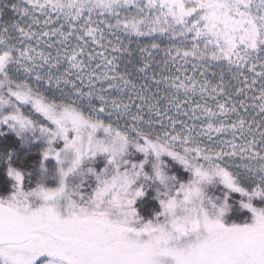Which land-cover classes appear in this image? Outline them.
I'll list each match as a JSON object with an SVG mask.
<instances>
[{
  "label": "snow or ice",
  "instance_id": "snow-or-ice-1",
  "mask_svg": "<svg viewBox=\"0 0 264 264\" xmlns=\"http://www.w3.org/2000/svg\"><path fill=\"white\" fill-rule=\"evenodd\" d=\"M57 262L264 264V0H0V264Z\"/></svg>",
  "mask_w": 264,
  "mask_h": 264
},
{
  "label": "trees",
  "instance_id": "trees-1",
  "mask_svg": "<svg viewBox=\"0 0 264 264\" xmlns=\"http://www.w3.org/2000/svg\"><path fill=\"white\" fill-rule=\"evenodd\" d=\"M245 219H248L250 221L251 214L249 212L234 210L228 217H227V223H242Z\"/></svg>",
  "mask_w": 264,
  "mask_h": 264
},
{
  "label": "rangeland",
  "instance_id": "rangeland-1",
  "mask_svg": "<svg viewBox=\"0 0 264 264\" xmlns=\"http://www.w3.org/2000/svg\"><path fill=\"white\" fill-rule=\"evenodd\" d=\"M239 212H241V211H239ZM246 212V211H245ZM231 223H229V225H230ZM44 259H48V258H44ZM57 264H59V262H57Z\"/></svg>",
  "mask_w": 264,
  "mask_h": 264
}]
</instances>
